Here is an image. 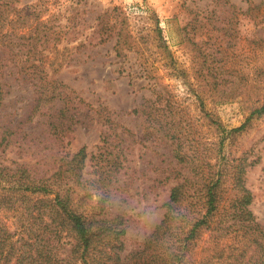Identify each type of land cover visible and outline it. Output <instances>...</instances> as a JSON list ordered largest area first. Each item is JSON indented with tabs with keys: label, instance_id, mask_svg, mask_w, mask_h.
<instances>
[{
	"label": "rangeland",
	"instance_id": "obj_1",
	"mask_svg": "<svg viewBox=\"0 0 264 264\" xmlns=\"http://www.w3.org/2000/svg\"><path fill=\"white\" fill-rule=\"evenodd\" d=\"M6 1L26 11L39 5L46 20L54 15L51 25L62 33V41L55 48L42 41L36 54L53 57L55 64L47 72L75 92V119L71 129L58 137L49 125L56 122L54 116L63 102L32 114L37 105L35 87L23 81L9 61V51L0 48L5 66L2 81L7 84L0 125L17 126L18 132L6 136L0 146V163L11 167L26 164L38 176L48 178L85 146L98 159L109 153L119 158L107 205L111 215H124L129 222L128 255L161 222L171 189L188 172L175 159L173 141L153 130L156 126L147 130L145 117L135 111L152 104L155 89L162 91L161 85L155 88L154 84L162 82L171 87L182 107L178 120L192 128L203 124L201 136L197 134L202 142L217 140L204 126L202 105L208 113H216L226 128L241 126L245 107L264 98V0ZM115 8L129 19L128 31L136 39L139 53L125 49L118 56V32L100 43L110 34L102 28L111 24L109 15ZM158 25L185 73L175 74L160 56L167 53L156 43ZM17 26L22 30L21 20ZM12 38L16 40V35ZM136 54H147L153 62L150 73L144 71ZM102 116L114 125L105 124ZM4 137L0 133V142ZM238 144L239 152L255 162L248 169L247 186L254 196L251 209L264 226V117L254 121ZM95 163H88L87 178L93 177Z\"/></svg>",
	"mask_w": 264,
	"mask_h": 264
},
{
	"label": "trees",
	"instance_id": "obj_2",
	"mask_svg": "<svg viewBox=\"0 0 264 264\" xmlns=\"http://www.w3.org/2000/svg\"><path fill=\"white\" fill-rule=\"evenodd\" d=\"M38 6L19 10L13 2L0 0V48L9 51V61L23 81L35 87L37 105L32 114L63 102L54 116L56 122L49 125L63 137L74 124L75 92L47 72V67L55 64L53 57L36 54L40 42L46 46L53 43L55 48L62 41V33L51 25L54 15L46 20ZM119 12L115 8L110 13L111 24L102 28L110 34L100 43L118 32L117 55L123 56L120 53L125 49L139 53L136 39L128 31L129 19ZM20 20L22 30L17 26ZM156 43L167 53L160 56L175 74L185 73L159 25ZM136 56L150 73L154 64L147 54ZM4 69L0 57V107L6 106ZM160 85L162 91L155 89L152 104L135 113L145 117L147 130L156 126L153 130L173 141L175 159L188 172L171 189L163 219L144 243L125 255L129 222L124 215L109 212L107 199L119 158L109 153L98 159L85 146L48 178L38 176L26 164L11 167L0 163V264H264V226L251 209L254 196L247 186L248 169L255 162L239 152L238 144L254 121L264 117V98L245 107V122L233 129L226 128L216 113H208L202 105L204 126L217 139L207 143L197 138L203 124L192 128L178 120L182 107L176 95L169 85L154 84L155 88ZM102 117L105 124L114 125L109 117ZM16 128L0 125L5 136L0 146L6 136L18 134ZM91 160L96 162L94 175L87 178Z\"/></svg>",
	"mask_w": 264,
	"mask_h": 264
}]
</instances>
